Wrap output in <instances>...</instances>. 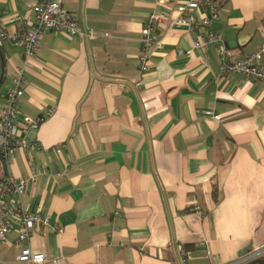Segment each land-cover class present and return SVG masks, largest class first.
Masks as SVG:
<instances>
[{"label":"crops","instance_id":"0c3cea01","mask_svg":"<svg viewBox=\"0 0 264 264\" xmlns=\"http://www.w3.org/2000/svg\"><path fill=\"white\" fill-rule=\"evenodd\" d=\"M61 1L80 33L40 35L17 123L46 118L26 133L35 147L0 158V184L9 173L49 169L19 201L62 232L38 227L27 244L46 253L44 264H246L261 256L264 82L225 75L217 46H194L204 28L173 23L190 0ZM37 2L0 0L4 29L31 23ZM217 2L213 28L227 60H242L264 41V0ZM156 11L166 13L161 45L142 72L141 30ZM23 63L24 47L0 40V108ZM16 239L12 229L0 241V264H29L17 260Z\"/></svg>","mask_w":264,"mask_h":264},{"label":"built area","instance_id":"2783aa9c","mask_svg":"<svg viewBox=\"0 0 264 264\" xmlns=\"http://www.w3.org/2000/svg\"><path fill=\"white\" fill-rule=\"evenodd\" d=\"M218 0H190L177 7L178 16L173 22L175 25L187 24L190 27H202L194 41V46L206 50L209 45H215L219 49L222 72L228 74H242L251 81L264 82V66L260 59L264 55V41L252 54L242 60L228 61L229 49L223 34L213 28V22L219 16ZM202 7L209 9L210 14L196 18L191 13ZM34 19L31 23L23 21L22 26L9 33L4 29L0 18V40H10L16 45L24 47V63L17 67L12 76V84L6 90V102L0 108V158L6 163L11 159L17 149L28 151L35 147L34 143L26 138L30 128H36L46 117L33 119L24 117L23 125L17 123L18 100L24 94V80L27 68L33 65L39 49L40 35L48 31H63L69 35L80 33L74 16L62 4L61 0H38L33 6ZM166 13L156 11L151 13L141 30V52L138 60L142 72L149 69V62L153 51L161 45L157 38V30L165 21ZM87 36H93L92 31L86 32ZM50 109L48 115H51ZM49 171L46 165H40L31 170L28 176L7 174L0 184V241H5L10 230L17 231L16 244L20 246L17 260L29 264H44L47 261L46 253L33 250L28 240L38 227L51 225L53 231L62 232L57 224H51L49 217L40 212L23 211L20 197L31 183L37 181L40 175ZM53 264H60L56 259Z\"/></svg>","mask_w":264,"mask_h":264},{"label":"trees","instance_id":"16d2710c","mask_svg":"<svg viewBox=\"0 0 264 264\" xmlns=\"http://www.w3.org/2000/svg\"><path fill=\"white\" fill-rule=\"evenodd\" d=\"M246 264H264V255L256 257L251 261L247 262Z\"/></svg>","mask_w":264,"mask_h":264},{"label":"rangeland","instance_id":"374dc122","mask_svg":"<svg viewBox=\"0 0 264 264\" xmlns=\"http://www.w3.org/2000/svg\"><path fill=\"white\" fill-rule=\"evenodd\" d=\"M260 254H261V255H264V251H262Z\"/></svg>","mask_w":264,"mask_h":264}]
</instances>
